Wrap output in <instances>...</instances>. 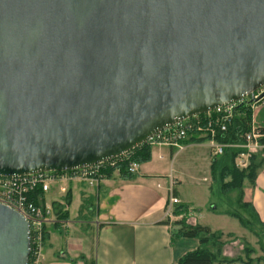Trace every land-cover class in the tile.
I'll return each mask as SVG.
<instances>
[{
	"label": "water",
	"instance_id": "95a60500",
	"mask_svg": "<svg viewBox=\"0 0 264 264\" xmlns=\"http://www.w3.org/2000/svg\"><path fill=\"white\" fill-rule=\"evenodd\" d=\"M262 87L264 0H0V176L112 161ZM29 252L0 204V264Z\"/></svg>",
	"mask_w": 264,
	"mask_h": 264
},
{
	"label": "crops",
	"instance_id": "0c3cea01",
	"mask_svg": "<svg viewBox=\"0 0 264 264\" xmlns=\"http://www.w3.org/2000/svg\"><path fill=\"white\" fill-rule=\"evenodd\" d=\"M251 120L253 125L264 129V101L252 106ZM148 146L149 160L137 164L136 173L128 178L115 170L111 176L103 177L96 192L80 183L70 182L65 185V193L55 187L43 193L40 203L56 208L55 218L65 219L69 225L64 227L50 222L45 226L41 264H175L199 248L196 239L173 237L178 226L172 224L182 217L166 216L167 188L169 178L178 186L181 183L172 175L171 166L177 156L189 151V159L196 163L203 156L200 151L206 149L212 163L209 146L206 143L189 144L181 151L162 145ZM176 197L183 205L178 190ZM242 200L264 224V168L258 172L253 186L248 184L243 188ZM186 207L187 219L184 221L187 225H196L194 220L189 223L192 208ZM58 211L59 216L56 215ZM86 225L95 228L91 242L78 232ZM61 229L66 230L64 239L57 235ZM224 251L221 249V257L231 259Z\"/></svg>",
	"mask_w": 264,
	"mask_h": 264
},
{
	"label": "built area",
	"instance_id": "2783aa9c",
	"mask_svg": "<svg viewBox=\"0 0 264 264\" xmlns=\"http://www.w3.org/2000/svg\"><path fill=\"white\" fill-rule=\"evenodd\" d=\"M264 93V87L255 91L248 97L251 108L254 104L260 103V95ZM245 99L235 103L222 106L215 111L203 115L202 118L194 117L183 120L172 127H169L148 139L147 145H162L168 148L181 151L188 137L197 134L200 137H207L212 158L221 157L226 149L243 150L236 159V166L239 169H246L250 164V157L253 153L264 151V145L260 140L264 139V129L253 125L251 120L249 130L242 136V144L220 143L218 137L226 133L228 127L233 124L236 108L244 103ZM126 154L112 161L96 164L90 167L68 172H39L30 175L16 177L0 176V204L6 206L21 215L29 225L30 252L27 264H41L44 250V229L52 222L54 225L67 227L69 223L65 219L55 218V210L44 204L36 205L31 201L36 191L47 193L53 186H57L59 192L65 193V185L70 182L82 184L86 189L96 192L103 179V172L107 169H116L122 163ZM138 165L132 163L127 167L129 174H135ZM176 181L169 178L167 188V210L166 216H171V209L180 204L174 195ZM57 215V214H56ZM58 216V215H57Z\"/></svg>",
	"mask_w": 264,
	"mask_h": 264
},
{
	"label": "trees",
	"instance_id": "16d2710c",
	"mask_svg": "<svg viewBox=\"0 0 264 264\" xmlns=\"http://www.w3.org/2000/svg\"><path fill=\"white\" fill-rule=\"evenodd\" d=\"M264 101V98H262ZM261 101V102H262ZM251 103L244 101L241 105L236 108L235 117L233 124L230 125L226 133L220 135L217 139L220 143H233V144H242V136L245 132L249 130L251 122ZM201 115L199 118H202ZM264 132V130H263ZM208 140L207 137H200L197 134H193L183 141L184 145L189 144H203ZM260 143L264 145V139L260 140ZM149 151L150 147L146 144L134 149L125 156V160L118 164L116 169H107L103 172V176L109 177L117 170L120 176L130 177L131 174L127 172V167L132 164H141L149 160ZM241 149H226L221 157L213 158L210 166L211 170V181L213 185H218L221 193L227 194L231 191H239L241 195V201H243V183H248L250 186H253L258 172L264 168V151H258L253 153L250 157V164L246 169H239L236 166V159L238 155L242 152ZM176 196V193L174 192ZM36 205H39L43 200V193L41 191H36L34 196L30 199ZM250 209V212L254 215L256 221L262 228L264 224L260 223L252 209L249 205L244 204ZM56 210V208L54 209ZM58 216L60 212L56 213ZM174 217L181 216L184 218L187 214V207L179 204L176 205L172 211ZM230 218L236 219L240 226L245 229L248 228L247 222H244L243 219L239 216L231 213L225 214ZM162 224L167 225V222ZM175 226H178L177 231L173 234V237L184 238V239H196L199 243V248L192 253H188L180 258L175 264H253L250 255L253 253L252 249L245 248L244 254L247 257V261H244L242 258L236 259H226L221 257V247L224 243H218L215 252L211 251L213 244L215 245L218 242V238L221 236V232L213 233L208 227L200 225H187L184 219L174 222ZM230 238V234L227 235ZM46 238V232L44 229V240Z\"/></svg>",
	"mask_w": 264,
	"mask_h": 264
},
{
	"label": "rangeland",
	"instance_id": "374dc122",
	"mask_svg": "<svg viewBox=\"0 0 264 264\" xmlns=\"http://www.w3.org/2000/svg\"><path fill=\"white\" fill-rule=\"evenodd\" d=\"M245 101H248V97L245 98ZM189 153V151L180 153L171 166L174 171L172 175L181 182L179 186L176 183L174 187L175 193L178 190L184 202L183 205L192 208V220L189 223H193L194 220L195 224L208 227L213 233L221 232L218 242L215 245L213 244L211 248L213 253L216 248H219L217 246L218 243H224V248L222 246L220 249H224V252L231 259L242 258L244 261H247L244 250L248 248L253 250V253L250 255L253 264H264V228L258 224L250 209L241 201L239 191L235 190L224 194L220 192L218 185L212 184L211 170L208 165L211 161L208 151L206 149L200 151L203 156L196 163H193L189 159ZM246 185L248 183L244 182L243 188ZM54 187L58 188L57 186H53L52 188ZM93 203H91V206L94 208ZM173 209L170 212L172 218L174 217L172 214ZM231 213L247 222L248 228L243 229L236 219L225 215ZM181 219L185 220L187 217L185 218L184 216ZM94 229V226L92 229L86 225L82 226L78 232L81 233L79 234L81 237L85 236L91 242L95 237ZM229 233L231 235L230 238L227 236ZM57 235L62 239L66 238V230L61 229V232H58ZM226 243L228 244L225 246Z\"/></svg>",
	"mask_w": 264,
	"mask_h": 264
}]
</instances>
